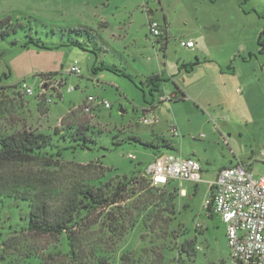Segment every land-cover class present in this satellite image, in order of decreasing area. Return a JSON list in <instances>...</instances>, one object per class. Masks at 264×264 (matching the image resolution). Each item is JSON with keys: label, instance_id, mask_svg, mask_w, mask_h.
I'll list each match as a JSON object with an SVG mask.
<instances>
[{"label": "rangeland", "instance_id": "374dc122", "mask_svg": "<svg viewBox=\"0 0 264 264\" xmlns=\"http://www.w3.org/2000/svg\"><path fill=\"white\" fill-rule=\"evenodd\" d=\"M148 18L167 35L151 39ZM5 19L0 135L42 133L62 149L54 136L61 122L86 126L88 148L68 150L62 161L99 164L106 182L127 185V203L148 191L171 192L152 188L144 176L160 154L201 166L199 183L173 185L179 193L167 234L158 238L139 223L116 243L108 264L142 250H153L142 264H231L224 225L204 204L223 168L241 163L264 175V0H0ZM189 39L192 50L180 46ZM74 63L78 75L69 73ZM153 76L165 82L151 94L146 82ZM23 84L32 96L19 89ZM89 96L96 99L90 114L82 109ZM153 117L154 124L141 123ZM28 214L27 202L2 200L0 248L13 238L20 250L48 247V238L24 241L12 233L28 227ZM186 240H194L192 258L179 252Z\"/></svg>", "mask_w": 264, "mask_h": 264}, {"label": "trees", "instance_id": "16d2710c", "mask_svg": "<svg viewBox=\"0 0 264 264\" xmlns=\"http://www.w3.org/2000/svg\"><path fill=\"white\" fill-rule=\"evenodd\" d=\"M7 24L9 19L1 20L0 29ZM162 30V36L167 35V28ZM8 34L2 30L0 38ZM163 82L159 76L150 77L146 82L149 93L159 92ZM61 125L63 129L55 131L54 136L58 137L56 143L65 145L62 149L53 143L52 137L42 133L18 131L0 135V203L4 198H12L29 206L28 227L12 233L24 234V241L51 240L48 247L39 251L20 250L19 241L7 239L0 248V260L6 264H20V261L21 264H108L116 243L139 223L158 238L167 234L175 214L173 195L179 193L173 186L175 183L162 186L171 192L148 191L142 198L127 203V185L113 186L106 182L99 164L62 161L64 152L85 150L91 139L88 128L82 124L61 122ZM133 140L146 147L154 146L138 138ZM160 143L172 149L166 141ZM194 247V240H186L179 252L192 258L196 253ZM15 253L20 255L18 262L13 258ZM152 253L153 250H142L139 254L124 255L120 264H142Z\"/></svg>", "mask_w": 264, "mask_h": 264}, {"label": "built area", "instance_id": "2783aa9c", "mask_svg": "<svg viewBox=\"0 0 264 264\" xmlns=\"http://www.w3.org/2000/svg\"><path fill=\"white\" fill-rule=\"evenodd\" d=\"M162 28L158 22L149 20L148 32L151 38L161 37ZM180 46L194 48L192 40L180 41ZM69 73H80L75 63ZM19 89L26 96L33 95V90L24 84ZM72 90L70 88L67 91ZM47 102L50 103V100ZM95 102V98L87 97L83 111L90 114ZM102 105L109 108L107 102ZM145 111L151 112L152 107ZM155 122L154 117L141 120L144 125ZM173 133L176 134L174 131ZM144 174L151 187L183 181L199 183L201 166L192 158L160 154ZM210 193L204 209L208 214L217 216L224 225L231 264H264V175L254 176L247 167L237 163L218 172L215 180L210 183ZM181 194L184 195L185 192L182 191Z\"/></svg>", "mask_w": 264, "mask_h": 264}, {"label": "crops", "instance_id": "0c3cea01", "mask_svg": "<svg viewBox=\"0 0 264 264\" xmlns=\"http://www.w3.org/2000/svg\"><path fill=\"white\" fill-rule=\"evenodd\" d=\"M149 16H151L152 15V13L151 12H149V14H148ZM149 20H151L150 18H148V22H149ZM148 22H147V29H148ZM148 35H149V32H148ZM149 37H150V35H149ZM151 38V37H150ZM151 39H153V38H151ZM190 40V39H189ZM188 41V40H187ZM190 50H192V49H190ZM188 158H190V157H188ZM182 191H184L185 192V190H182ZM181 191V192H182Z\"/></svg>", "mask_w": 264, "mask_h": 264}]
</instances>
